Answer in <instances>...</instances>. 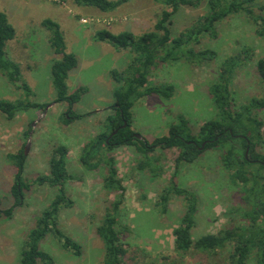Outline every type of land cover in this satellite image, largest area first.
Wrapping results in <instances>:
<instances>
[{"label":"rangeland","instance_id":"1","mask_svg":"<svg viewBox=\"0 0 264 264\" xmlns=\"http://www.w3.org/2000/svg\"><path fill=\"white\" fill-rule=\"evenodd\" d=\"M255 1L264 4V0ZM205 3L202 0L198 7L179 8L173 16L172 35L196 23L205 14ZM165 8L156 0H130L110 11L79 5L74 0H0V12L7 15L16 32L5 46L8 58L18 66L21 78L30 87V100L53 103L35 123L30 138L26 132L29 133L32 122L43 110H21L13 118L0 111V210L16 202L11 189L19 170L17 153L24 151L30 141L20 178L24 188L21 202L13 207L10 216L0 215V264H20V252L30 231L58 194L55 186L34 181L49 173L52 149L57 145L68 147L70 178L65 189L71 200L70 206L61 207L57 226L80 245L81 252L74 254L63 248L52 232L46 234L39 247L53 258L54 264H103L104 245L96 228L118 192L104 186L107 175L104 161L96 169L88 170L80 163L79 155L89 139L107 131V116L114 111L111 108L114 90L126 77L134 54L129 48L120 49L97 40L95 33L106 29L114 34L126 31L135 36L144 34L154 29ZM45 19L57 23L66 52L73 53L77 59L76 67L68 72L66 79L69 93L84 88L73 106L75 113L84 116L69 123L63 119L67 103L54 102L56 91L50 69L53 60L61 55L53 52L50 31L42 25ZM256 27L245 14L229 15L217 25L216 38L205 36L196 46V50H215L217 56L212 61L195 65L182 58L157 63L147 76L148 85H171L173 94L168 98L156 93L135 98L131 129L151 142L167 135L169 128L178 124L180 115L193 131L216 118L209 87L216 82L223 60L237 53L244 63L236 68L231 82L235 105L263 97L264 84L256 61L264 58V35L258 36ZM243 47L251 48L249 55L241 52ZM7 80L0 71V101L23 99L24 91ZM254 112L264 122V109ZM261 131L263 143L259 152L264 153V124ZM111 152L124 186L121 216L130 231L123 233L121 240L127 249L128 264H230L232 243L211 251L191 248L181 253L175 250L173 235L187 202L184 196L170 190L172 181L196 198L193 240L245 223L242 214L247 206L241 188L231 178L232 171L221 161V148L207 149L193 162L181 161L177 167V148H157L153 152L158 156L157 162L143 170L137 165L144 156L135 146H119ZM163 196H167L165 205H162ZM245 264L264 263L253 249Z\"/></svg>","mask_w":264,"mask_h":264},{"label":"trees","instance_id":"2","mask_svg":"<svg viewBox=\"0 0 264 264\" xmlns=\"http://www.w3.org/2000/svg\"><path fill=\"white\" fill-rule=\"evenodd\" d=\"M74 1L79 5L95 7L100 11H110L130 0ZM156 1L162 2L166 8L161 11L152 31L137 36L127 31L114 34L106 29L97 30L95 33L97 40L106 41L120 49L129 48L134 54L126 77L114 90L115 100L111 105L114 111L107 116V123H105L107 131L103 130L89 139L79 155L80 163L88 170L96 169L101 161H104L107 166L104 186L108 190L118 192L110 204L109 211L105 213L96 228V233L104 245L103 264H128L125 260L127 249L121 240V235L130 231L121 216L124 186L118 177L115 158L111 152L114 148L124 145L135 146L136 150L144 156V159L137 165L140 170L146 167L151 168L152 164L157 162L158 156L153 153L157 148H177L176 167L181 161L193 162L207 149L221 148V161L227 170L232 171L231 178L241 188L242 200L247 206L242 214L245 223L231 229L220 230L217 233H206L197 240H193L191 228L194 225L193 217L197 209L196 198L189 190L180 188L172 181L170 190L184 196L187 202L179 225L173 230L175 250L181 253H186L191 248L211 251L224 248L226 244L232 243L233 247L229 255L230 264H245L253 249L257 251L260 262L264 263V153L259 152L263 143L261 128L264 122L254 112L264 109V96L252 98L238 106L235 105L231 82L236 68L244 63L239 53L223 60L216 82L209 87L212 102L217 111L216 118L207 120L196 129L197 131H193L184 116L180 115L178 124L172 125L167 135L157 137L151 142L138 139L134 136V130L131 129V108L135 98L152 93L168 98L173 94L171 85L157 87L148 85L147 76L157 63L182 58L195 65L212 61L217 56L215 50L208 48L196 50V46L205 36L216 38L218 36L217 25L232 14H245L256 24V34L263 36L264 4H258L255 0H206L205 14L196 23L173 36L171 26L174 14L181 7H198L202 0ZM42 25L50 31L49 43L53 52L61 55L60 58L53 60L50 74L56 91L54 102L67 103L68 108L63 119L65 123H69L73 119H80L84 116L73 111V106L79 101L84 88L79 87L69 93L66 82L68 72L76 67L77 59L73 53L66 52L57 23L45 19ZM15 34V28L9 22L7 15L0 12V71L8 78L9 83L24 91V98L21 100L0 101V111L8 118H13L15 112L21 110H44L48 105V103L30 100V87L21 78L18 66L6 54V43L12 40ZM250 50V47H243L241 52L247 56ZM256 69L264 84V58L257 59ZM124 122L126 125L123 127ZM26 134L28 135V132ZM202 143L204 147L199 148ZM17 154L20 156L19 170L16 172L17 180L11 189L16 202L12 207L0 210V215L10 216L13 207L19 204L23 197L24 188L20 178L25 155L23 150ZM67 157V146H55L49 160V173L40 175L34 180L37 183H48L55 186L58 194L41 213L36 226L30 231L20 252V264H54L53 258L39 247L40 241L48 232L55 234L63 248L74 254L81 252L80 245L57 226V217L61 207L71 204L65 189V183L70 178ZM154 171L152 168L151 172ZM166 202L167 196H163L162 205Z\"/></svg>","mask_w":264,"mask_h":264},{"label":"water","instance_id":"3","mask_svg":"<svg viewBox=\"0 0 264 264\" xmlns=\"http://www.w3.org/2000/svg\"><path fill=\"white\" fill-rule=\"evenodd\" d=\"M52 104H53V103H49V104L44 108L42 114H41V115H40L35 121L32 122V125H31L32 127H31V129H30V131H29V133H28L29 138L31 137V135H32V133H33V127H34L35 123L39 120V118H40L43 114L46 113V110H47ZM125 125H126V123L124 122L122 126L124 127ZM134 136L137 137V138L140 139V140H144V138H142L140 135H138V134H136V133H134ZM29 142H30V141L28 140L26 146L24 147V155L27 154V150H28V144H29ZM203 147H204V143H202L201 146H200L199 148H203Z\"/></svg>","mask_w":264,"mask_h":264},{"label":"crops","instance_id":"4","mask_svg":"<svg viewBox=\"0 0 264 264\" xmlns=\"http://www.w3.org/2000/svg\"><path fill=\"white\" fill-rule=\"evenodd\" d=\"M7 52V51H6ZM8 81V80H7Z\"/></svg>","mask_w":264,"mask_h":264}]
</instances>
